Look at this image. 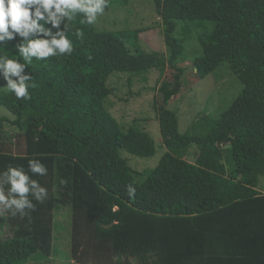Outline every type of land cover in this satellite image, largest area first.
<instances>
[{
    "label": "trees",
    "instance_id": "16d2710c",
    "mask_svg": "<svg viewBox=\"0 0 264 264\" xmlns=\"http://www.w3.org/2000/svg\"><path fill=\"white\" fill-rule=\"evenodd\" d=\"M152 2L165 57L139 48L131 53L124 38L82 25L78 16L70 24V56L26 65L36 85L31 99L0 90V110L10 116L0 114V133L11 125L25 139L23 154L0 148V172L10 166L28 172L33 159L47 168L43 176L28 172L47 189L44 202L30 196L35 211L23 218L5 210L14 234L0 242V264L47 260L56 215L65 209L79 264H264V0ZM20 39L0 52L20 59L14 48ZM193 40L200 55L184 67L185 43ZM224 64L242 91L219 118L202 116L180 133L168 107L183 85L191 86L185 76L195 72L201 81ZM166 69L173 79L161 82L155 103L165 153L156 168L139 173L122 154L152 160L159 148L152 135L125 131L108 111V83L124 75L130 85ZM192 148L194 163L184 159Z\"/></svg>",
    "mask_w": 264,
    "mask_h": 264
},
{
    "label": "rangeland",
    "instance_id": "374dc122",
    "mask_svg": "<svg viewBox=\"0 0 264 264\" xmlns=\"http://www.w3.org/2000/svg\"><path fill=\"white\" fill-rule=\"evenodd\" d=\"M95 25L99 31L112 32L124 38L131 53L139 48L146 54L158 53L162 57L166 56L161 18L157 15L152 0H111L109 11L99 16ZM197 38L195 34L194 39ZM198 55H200V49L197 41L186 42L182 65L189 66ZM226 68L228 66L224 64L201 81L197 79L195 72L185 76L191 86L183 85V94L175 97L168 107L179 118L180 133L190 131L202 116L219 118L240 94L243 84ZM128 79L124 75H114L110 78L108 85L112 95L108 99L107 109L125 131L136 128L152 135V139L156 141L159 149L152 160L122 154L134 171L143 173L147 169L156 168L165 153V149L160 147L162 139L158 122V106L155 107V103H160L158 89L161 82L164 79L172 80L173 73L166 69L164 76H161L157 70L150 71L145 76L134 77L130 85ZM4 84L5 80L0 75V87H4ZM0 114L10 117L4 109L0 110ZM11 119L15 118L11 117ZM0 148L13 154H23L25 139L22 132L15 126L6 125L0 133ZM197 157V149L192 148L184 159L194 163ZM260 183L264 191V177L260 179ZM7 219L5 210L0 209V242L13 238L14 233ZM71 221L69 209L62 210L56 215L55 251L53 250L47 260L30 262V264H79L72 254ZM123 264L127 263L123 261Z\"/></svg>",
    "mask_w": 264,
    "mask_h": 264
},
{
    "label": "clouds",
    "instance_id": "9594fccd",
    "mask_svg": "<svg viewBox=\"0 0 264 264\" xmlns=\"http://www.w3.org/2000/svg\"><path fill=\"white\" fill-rule=\"evenodd\" d=\"M107 7L108 0H0V50H6L8 42L17 36L21 38L14 46L20 59H10L0 52V75L6 81L0 90L12 93L18 100L31 99L29 89L36 85L31 82L32 75L25 73L26 65L33 58L45 61L70 56L74 50L69 39L70 24L82 16L80 24L94 25ZM73 34L79 37L82 31L77 29ZM28 172L43 176L47 168L33 159L28 161ZM28 172L11 166L0 172V209L13 217L23 218L35 211L30 196L40 203L47 198V189L31 179ZM128 191L134 193L135 189L129 187Z\"/></svg>",
    "mask_w": 264,
    "mask_h": 264
}]
</instances>
